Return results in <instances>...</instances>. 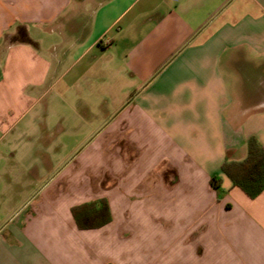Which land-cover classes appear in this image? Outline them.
<instances>
[{"label": "crops", "instance_id": "crops-1", "mask_svg": "<svg viewBox=\"0 0 264 264\" xmlns=\"http://www.w3.org/2000/svg\"><path fill=\"white\" fill-rule=\"evenodd\" d=\"M49 92L102 128L39 169L0 264H264V189L221 167L264 145V0H0V138ZM101 198L110 221L79 228L72 207Z\"/></svg>", "mask_w": 264, "mask_h": 264}, {"label": "rangeland", "instance_id": "rangeland-1", "mask_svg": "<svg viewBox=\"0 0 264 264\" xmlns=\"http://www.w3.org/2000/svg\"><path fill=\"white\" fill-rule=\"evenodd\" d=\"M42 102L48 106L40 113L39 125L28 134L19 135L15 129L0 138V237L6 235L9 224L25 216L41 186L51 178L39 169L61 170L102 128L93 122L74 124L64 103L49 105L50 92Z\"/></svg>", "mask_w": 264, "mask_h": 264}, {"label": "trees", "instance_id": "trees-1", "mask_svg": "<svg viewBox=\"0 0 264 264\" xmlns=\"http://www.w3.org/2000/svg\"><path fill=\"white\" fill-rule=\"evenodd\" d=\"M5 44L28 42L21 27L15 34L5 36ZM222 171L233 185L242 189L249 197H256L264 189V145L255 137L247 141V154L240 160H224ZM212 178V186L218 187ZM72 214L79 228L102 226L111 219L108 203L104 198L91 200L72 207Z\"/></svg>", "mask_w": 264, "mask_h": 264}]
</instances>
